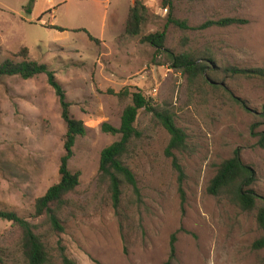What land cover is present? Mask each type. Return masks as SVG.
Listing matches in <instances>:
<instances>
[{
	"label": "rangeland",
	"instance_id": "rangeland-1",
	"mask_svg": "<svg viewBox=\"0 0 264 264\" xmlns=\"http://www.w3.org/2000/svg\"><path fill=\"white\" fill-rule=\"evenodd\" d=\"M140 1L146 20L139 35L129 36L126 17L134 0H35L30 12L29 0H0V63L23 60L20 51L27 48L29 60L54 72L71 115L87 129L68 162L72 172L80 173L79 184L58 211L64 226L58 234L43 217H32L35 199L59 180L66 128L57 97L44 74L27 80L0 77V209L35 225L55 264H60L58 241L77 264H264V248L252 247L263 234L256 210L244 211L224 195L206 191L218 164L239 147L242 160L255 170L253 189L264 196V147L251 134L254 123L255 131H264L257 115L264 106V81L223 71L227 66L264 67V0ZM224 17L245 23L198 28ZM162 31L166 49L199 58L213 71L211 79L254 111L240 108L207 76L191 79L173 69L143 40ZM137 90L157 108L171 111L187 134V148L176 153L185 173L184 201L165 155L169 134L141 109L134 123L140 136L123 156L140 199L124 185L115 210L99 175V157L118 136L102 132L101 125L118 126L130 93ZM172 235L175 255L170 258ZM0 255L3 264H26L18 226L1 218Z\"/></svg>",
	"mask_w": 264,
	"mask_h": 264
},
{
	"label": "trees",
	"instance_id": "trees-1",
	"mask_svg": "<svg viewBox=\"0 0 264 264\" xmlns=\"http://www.w3.org/2000/svg\"><path fill=\"white\" fill-rule=\"evenodd\" d=\"M34 2L35 0H29L26 9L28 12L31 11ZM145 17L146 7L140 0H134L133 5L127 12L125 33L129 36L139 35L142 25L145 23ZM170 22L182 29L189 28L185 21L171 19ZM243 23L245 21L240 18L224 17L217 20H207L200 24L198 28L204 29L211 26L226 27ZM52 29L65 31V29L57 26H53ZM87 36L91 41L99 43V39L89 33H87ZM165 36V31L156 32L145 36L143 40L150 43L156 52L162 53L168 59L173 69L187 74L188 78L191 79H197L199 76L205 79L207 76L208 79L206 78L205 80L212 87L222 88L228 95V98L240 108L248 112L254 111L244 99L234 95L222 83L211 79L210 74H213V71L205 63H200L199 58L193 56L191 53L182 52L174 54L166 49L164 46ZM20 54L23 60L19 62L6 59L0 63V77L18 76L21 79L27 80L44 74L47 83L55 92L60 107V115L66 128L63 141L64 154L60 158L58 168L59 180L52 184L42 196L35 199L32 214L34 218L43 217L49 225L50 230L59 234L64 231V226L59 218L58 211L66 204L65 196L73 192L79 184L80 173L78 171L72 172L68 167V162L73 156V146L76 139L84 136L87 129L82 120L76 119L71 115V104L67 100L65 90L55 78L54 72L49 70L46 64L29 60L27 58V48H22ZM207 58L211 60L210 57ZM202 59L206 60L205 58ZM207 68L209 71H206ZM223 71L228 76L264 81V67L239 68L227 66L224 67ZM120 94L126 95L128 93L122 91ZM130 95L131 103L124 107L119 125L114 126L106 122L101 125L102 132L118 136L117 140L101 150L99 157V175L108 184L112 206L115 210L118 209L124 185L131 188L137 200L140 199V191L135 175L124 163L123 156L127 153L131 140L140 136V131L135 127L134 123L138 111L141 109L150 113L169 134L165 155L171 159V166L177 174L178 191L183 202L185 173L176 153L182 152L187 148V134L182 128L177 126L171 111L165 108H157L139 90L130 93ZM257 115L261 120H264V106ZM256 128H258V123H254L251 126V134L254 137H258V145L264 147V131H255ZM255 181V170L242 160L241 149L238 147L230 157L218 164L216 173L210 179L206 191L212 196L224 195L231 203L244 211L256 210V222L258 227L263 231L262 236L252 244L253 249L258 250L264 248V196L253 189L252 186ZM0 218L18 226L21 235V251L26 264H55L47 245L41 236L36 233V226L28 219L19 216L13 211L1 209ZM55 250L60 264H77L66 254L65 247L61 245L60 241L57 242ZM174 255L175 235H172L169 257L172 258ZM169 261L165 264H170ZM0 264H3L1 255Z\"/></svg>",
	"mask_w": 264,
	"mask_h": 264
}]
</instances>
